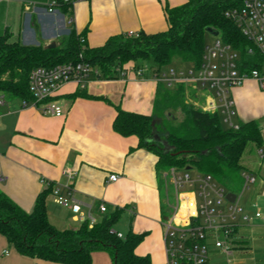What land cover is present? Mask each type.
Here are the masks:
<instances>
[{"label": "crops", "instance_id": "0c3cea01", "mask_svg": "<svg viewBox=\"0 0 264 264\" xmlns=\"http://www.w3.org/2000/svg\"><path fill=\"white\" fill-rule=\"evenodd\" d=\"M53 1L0 0V34L8 30L12 40L45 46L51 41L57 44L71 28L77 33L87 29V46L97 47L110 36L129 30L145 33L166 30L164 4L176 6L186 2L78 0L66 10L56 4L54 10L49 11ZM136 63H125L123 75L91 78L83 88L73 81L62 84L55 98L64 109L63 116L43 114L29 105L23 106L22 98L0 91V174L3 177L0 190L30 212L36 196L46 187L42 180L55 185L68 183L74 197L82 202L81 213H74L68 205L55 203L49 193L45 198L46 211L55 227L76 229L83 221L80 216L87 214L88 206L95 221L104 214L99 211V204L103 203L107 211L121 207L124 222L114 229L122 236L129 228L144 233L135 248L136 253L149 254L153 264H166L162 220L167 208L163 181L156 167L157 155L138 147L135 135L123 136L112 127L116 107L150 115L158 90L166 87L153 78L152 71L146 72L143 78L138 77L133 69ZM190 88L195 89L194 102L203 109L208 90ZM251 89L264 92L253 79H247L230 91L235 122L240 121V94ZM78 90L88 96L73 97ZM67 172L73 173L72 179L67 177ZM113 173L118 179L110 181L108 175ZM252 227H259L261 231L252 241L264 238V222ZM244 235L239 227L229 253L211 244L209 254L212 249L231 255L237 248H247ZM262 257L261 264H264V247ZM0 264L65 263L24 255L0 234ZM91 264H112V259L105 251H95ZM232 264L248 263L234 260Z\"/></svg>", "mask_w": 264, "mask_h": 264}, {"label": "trees", "instance_id": "16d2710c", "mask_svg": "<svg viewBox=\"0 0 264 264\" xmlns=\"http://www.w3.org/2000/svg\"><path fill=\"white\" fill-rule=\"evenodd\" d=\"M242 1L186 0L176 6L165 3L166 30L141 31L137 36L117 34L97 47L87 46V29L77 33L71 28L53 48L25 45L12 40L11 33L5 30L0 34V91L30 100L28 78L33 66L77 61L79 53L97 69L98 79L117 77V68L128 61L150 63L151 71L174 65L175 58L198 67L207 43V27L217 30L220 39L237 51L241 70L254 68L260 59L259 52L225 14L240 7ZM56 4L64 10L71 5L63 0H56ZM184 87L180 84L158 90L150 115L116 107L112 127L123 136L135 135L138 147L153 151L157 155V169L193 168L212 175L227 190L235 192L240 188L243 148L248 141H260V127L255 119L236 122L237 128L223 127L219 112L212 113L184 101ZM72 96L88 95L78 90ZM171 108H180L183 119L177 123L168 121L164 112ZM154 134L169 148L156 142ZM50 189L49 185L36 196L30 212L0 190V234L18 252L65 264H91L93 252L105 251L112 264H153L149 254L135 251L144 233L129 228L122 237L117 236L114 225L122 215L121 207L104 212L91 226L83 220L76 229L55 227L48 219L45 205Z\"/></svg>", "mask_w": 264, "mask_h": 264}, {"label": "built area", "instance_id": "2783aa9c", "mask_svg": "<svg viewBox=\"0 0 264 264\" xmlns=\"http://www.w3.org/2000/svg\"><path fill=\"white\" fill-rule=\"evenodd\" d=\"M74 3L78 0H63ZM56 0L51 4L49 11L54 10ZM241 32L255 45L259 52V61L254 68L241 70L239 68V55L232 46L222 41L218 36L204 46L202 60L198 67L190 66L188 69L166 67L152 71L153 78L167 88L184 85L192 88H205L208 97L204 110L219 112L224 117L227 127L237 128L234 121L233 102L229 97L232 88L242 85L247 79L255 80L264 88V0H243L240 7L226 11ZM139 32L129 30L127 35L137 36ZM252 53V50H249ZM135 74L143 78L146 72L151 71L147 62H138L133 66ZM124 65L117 68L118 75H123ZM98 74L90 63L85 61L79 53L77 61L59 63L50 67L36 65L29 73L28 89L31 99H22L23 106H31L43 114L63 116L64 109L56 100V95L62 84L73 81L83 88L91 78ZM259 158L264 162V146L258 150ZM175 203L170 205L162 220L163 241L166 264H208L209 246L212 244L222 252L229 253L236 230L240 227H252L254 219L263 218V213L256 203L255 209L248 213L240 205V193H234L230 200L227 190L215 178L206 173L189 169H169ZM243 188H249L256 182V176L249 171L242 170ZM69 179L72 172H67ZM3 179L0 174V181ZM110 181L118 179L113 173L108 175ZM45 186H51L50 194L55 203L68 205L71 210L81 213L82 202L72 193L70 184L55 185L42 180ZM88 212L80 217L89 221L91 226L95 221ZM99 211L106 212V206L99 204ZM118 237L122 234L117 232ZM7 253V250H3Z\"/></svg>", "mask_w": 264, "mask_h": 264}, {"label": "rangeland", "instance_id": "374dc122", "mask_svg": "<svg viewBox=\"0 0 264 264\" xmlns=\"http://www.w3.org/2000/svg\"><path fill=\"white\" fill-rule=\"evenodd\" d=\"M214 39L215 37L211 34H206V42H212ZM174 66L188 69L191 64L175 58ZM184 88V101L195 107H200L201 104L194 102L193 100L195 98V89H191L188 86H185ZM164 117H166V119L168 118V121L172 123H177L183 119L184 113L180 108H171L164 112ZM252 118L257 121L260 127V141H248L243 148L240 157V165L242 167L240 170V188L236 190L235 193H240L239 202L246 212L253 213L255 209L252 207V203L257 204L263 213V218L254 219L253 223L260 224L264 222V162L258 155L259 148L264 146V92L261 89H258L257 91H253L251 89L240 94V121H246ZM221 124L223 127H227L224 122L223 115H221ZM172 167L175 166H168L166 168L162 167L159 169L160 178L163 181L162 191L165 199L164 204L167 209L170 208V205L175 203L173 185L171 183V176L169 173V169ZM189 170L192 173L196 171L193 168ZM242 170L249 171L256 176V182L244 190H242L244 183L241 174ZM123 217L124 215H121L118 218L116 224L114 225L116 228L119 227V224L124 222L122 221ZM258 228L259 227H246L240 229L245 232L243 238L246 244H248L247 248H237L231 255L225 253L219 254L217 249H212L209 254V263L232 264L235 260L236 263L245 262L248 264H261L263 262L262 248L264 247V238L252 241V238H255V234L261 232Z\"/></svg>", "mask_w": 264, "mask_h": 264}, {"label": "water", "instance_id": "95a60500", "mask_svg": "<svg viewBox=\"0 0 264 264\" xmlns=\"http://www.w3.org/2000/svg\"><path fill=\"white\" fill-rule=\"evenodd\" d=\"M205 30H206L207 33L211 34L212 36H218V35H219L218 31L215 30V29H213V28H211V27H207ZM55 46H56V42H55V41H51L50 43H48V44L45 45L44 47H46V48H53V47H55ZM153 138H154V140H156V142L161 143V145H162L164 148H169L168 145H167V143H166L165 141L161 140V139L158 137L157 134H154ZM227 197H228L230 200H233V199H234V193L229 192V193L227 194Z\"/></svg>", "mask_w": 264, "mask_h": 264}]
</instances>
